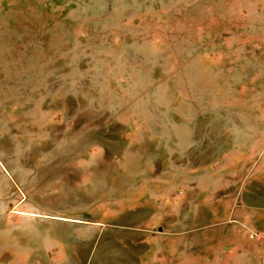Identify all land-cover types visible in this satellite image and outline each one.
<instances>
[{
	"label": "rangeland",
	"instance_id": "rangeland-1",
	"mask_svg": "<svg viewBox=\"0 0 264 264\" xmlns=\"http://www.w3.org/2000/svg\"><path fill=\"white\" fill-rule=\"evenodd\" d=\"M258 170L264 0H0V264H259L203 207Z\"/></svg>",
	"mask_w": 264,
	"mask_h": 264
},
{
	"label": "crops",
	"instance_id": "crops-1",
	"mask_svg": "<svg viewBox=\"0 0 264 264\" xmlns=\"http://www.w3.org/2000/svg\"><path fill=\"white\" fill-rule=\"evenodd\" d=\"M258 173V174H257ZM243 195H241L240 200L236 201L232 206H227V204H223V202H203V207L206 208L207 205L209 207L215 209H226L228 208L230 213L228 219L230 220L231 224H234V230L232 231V246L237 248L238 253L241 252L245 255L253 257L255 261L259 264H264V246H259L255 242L249 239L248 233L250 231H263L264 230V171L258 170L256 174H253L250 179H248L247 184L243 190ZM215 220L214 227L219 226L222 223H219V213L212 212ZM164 235V234H163ZM162 234L151 235V237L143 238L139 240L141 242V246L147 247L149 251H146L143 254L142 263L149 262L151 264H158V259L162 258L159 254L160 248L154 241L157 239L156 237H160L162 239H166L168 242H172L171 249L168 244V258L171 261V264H175L179 262L177 254L183 252V256L188 257V250L191 249V245L189 243L188 234H166V238H164ZM190 235V234H189ZM162 236V237H161ZM177 241V244H175ZM199 248H213L216 252H218V256L222 257V250H223V235L222 233H215L213 236L208 235L206 233L202 234L199 239ZM187 252V253H186ZM44 256L48 254L46 250H44ZM58 253V254H57ZM62 250L55 249L54 255H60ZM29 259H24L21 261L20 264H32L33 260L31 257L35 255H26ZM141 256V257H142ZM177 259V260H176ZM58 264H62L60 261ZM169 264V263H168Z\"/></svg>",
	"mask_w": 264,
	"mask_h": 264
},
{
	"label": "built area",
	"instance_id": "built-area-1",
	"mask_svg": "<svg viewBox=\"0 0 264 264\" xmlns=\"http://www.w3.org/2000/svg\"><path fill=\"white\" fill-rule=\"evenodd\" d=\"M248 237L250 240L258 244L259 246H264V230L263 231H259V230L250 231L248 233Z\"/></svg>",
	"mask_w": 264,
	"mask_h": 264
}]
</instances>
